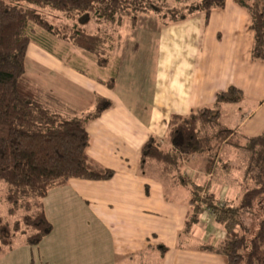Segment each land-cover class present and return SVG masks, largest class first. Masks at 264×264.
<instances>
[{
	"label": "trees",
	"instance_id": "trees-1",
	"mask_svg": "<svg viewBox=\"0 0 264 264\" xmlns=\"http://www.w3.org/2000/svg\"><path fill=\"white\" fill-rule=\"evenodd\" d=\"M226 1L0 0V201L8 206V217L18 218L11 222L0 216V255L13 246L17 236H24L30 246H38L53 232L43 202L52 189L66 186L72 179L108 181L115 176L113 170L100 167L88 155L87 125L110 109L111 103L98 97L95 111L82 119L55 114L47 105L46 94L27 76L34 29L96 57L100 56L101 37L77 23L73 29L59 26L52 19L54 13L73 21L95 19L113 24L125 18L136 21L140 14L160 15L164 8L177 4L180 11L168 15L172 22H178L199 12L209 18L213 11L224 9ZM235 2L251 17L253 59L264 61V0ZM36 43L46 48L42 42ZM241 96V91L230 89L217 96L216 109L173 118L166 142L152 138L143 148L141 167L189 188L186 233L192 232L205 213H213L225 238L218 246H206L207 251L226 257L228 264H264V133L247 137L220 125L218 107L236 103ZM224 145L242 156V195L237 202H221L211 192L210 183L196 185L184 174L194 159L204 160L206 174L217 175L229 168L218 163ZM255 208L259 216L254 231L245 215Z\"/></svg>",
	"mask_w": 264,
	"mask_h": 264
},
{
	"label": "crops",
	"instance_id": "crops-1",
	"mask_svg": "<svg viewBox=\"0 0 264 264\" xmlns=\"http://www.w3.org/2000/svg\"><path fill=\"white\" fill-rule=\"evenodd\" d=\"M191 18L196 19L197 22L194 30L183 35V39H191L186 49L187 54L183 56L175 54V46L170 48L171 43L168 47L159 49L156 66L152 68L155 69L153 76L156 78L155 98L153 102H149L152 105L142 111L143 116L138 114L140 110L138 107L141 106L139 103L143 102L133 89L121 88L123 97L117 96V73L116 81L106 80L103 77L93 80L89 78L91 91L86 92L88 94L83 97L84 100L80 99L77 105H73L77 92L71 87L67 88L65 84L64 86L60 84L62 88L58 94L51 86L58 88L59 84L52 80L57 78L56 73L62 74L63 76H60L66 81L67 79L75 81L78 76L88 79L86 75L88 73L74 64L69 67L68 60L61 55L60 58L50 53L47 47L44 48L35 42L30 46L33 48L37 44L41 48V51L35 53L32 63L39 68L38 71L45 70L44 79L30 81L46 94L47 105L55 114L67 119H82L95 111L98 97L105 98L111 103L110 109L87 125L90 135L88 155L100 167L113 170L115 176L108 181L72 179L66 186L52 189L50 192L71 188L80 196L104 207L103 213H106L105 209L124 210L127 213L132 210L137 213L138 223L125 224L122 240L118 242L117 238L114 239L116 241L113 246L114 264H228L226 257L205 249L206 246H218L225 238L222 227L209 213L202 216L200 223L192 232L186 233L191 198L189 188L174 182L166 185L154 171L146 172L141 167L143 148L152 138L166 142L173 118L188 117L204 109H216L217 96L230 89L241 91L242 97L246 96L245 90H252V98L249 100L257 105L254 109H250L241 123L233 125V127L237 126V131H234L238 133V130H244L243 135L247 137H258L264 133V74L260 73L264 71V64L253 59L255 34L251 29L252 21L248 11L240 7L235 0H227L225 8L213 11L209 18L199 12L186 20L172 23H186ZM165 35H169L171 39L174 34ZM79 54L83 55L84 59H86L84 56H88L83 51ZM120 61L121 58L115 60V69L119 71L123 68L121 63L118 65ZM245 61L253 71V75L245 76L246 78H244ZM93 65L99 69L108 67H101L98 62ZM256 70L257 74L254 73ZM58 74L57 76L60 77ZM43 83L46 86H43ZM100 90L107 92L100 94L98 93ZM85 102L87 107L81 108ZM242 102L240 99L236 103H226L218 107L222 127L231 129L227 123L223 124L224 112ZM91 105L93 107L90 109ZM256 112L263 114L254 121ZM226 147L230 146L224 145L218 160L221 167L233 165L232 160L227 164L222 162L221 156ZM235 151L238 153L236 149ZM204 167V160L194 159L186 167L184 174L196 185L210 183L211 192L215 194L217 192L214 190L218 185L221 186V193H225L231 184L237 185L242 182L237 178L238 170L231 171L232 167L219 170L217 175L206 174ZM181 189L184 190V202L181 208L176 207L173 210L177 214L176 225L170 228V225L165 226L164 222L160 225L158 221L157 225L145 223L148 220L153 222L154 219L158 220L163 216L161 211L172 204L170 202L177 196L175 193L181 192ZM134 191L138 203L132 201ZM161 207L163 208L160 209ZM211 222L213 225L210 224ZM200 224L203 228L197 227ZM205 226L209 228L206 234L204 233L208 235V239L198 240L201 243H197V239L194 238L195 231L205 230ZM216 233H219L220 237L213 239ZM117 248H119L118 252Z\"/></svg>",
	"mask_w": 264,
	"mask_h": 264
},
{
	"label": "rangeland",
	"instance_id": "rangeland-1",
	"mask_svg": "<svg viewBox=\"0 0 264 264\" xmlns=\"http://www.w3.org/2000/svg\"><path fill=\"white\" fill-rule=\"evenodd\" d=\"M179 8L177 4H171L170 8H164L160 15L151 13L140 14L137 15L136 21H133L132 18H125L122 21L117 20V22L113 24L98 22L95 19L73 21L71 19H66L63 15L54 13L55 17L52 19L56 21L59 26H68L73 29L75 28L74 23H77L88 33L100 36L102 44L99 51L100 56L94 57L88 55L84 56L86 58L84 59L83 55L79 54L81 50H76L71 43L49 35L46 36L41 33L39 29L35 28L34 31L36 33H33L34 35L32 34L35 43L37 41L42 42L48 50L51 51L50 53L58 57L61 55L65 60H68L69 62L67 65H69V67L71 64H74L75 66H80L81 69L88 73L86 74L88 79H84L83 76H78L80 78L77 77L75 81H71V79H67L66 81L62 79V74L56 73L55 76L57 78H54L52 82L57 81L59 85L57 86L58 88L54 86H51V88L59 94V90L62 88L61 85L64 86L63 84H65L67 88L71 87L73 91L78 94L74 101L76 104L73 102V105H77L80 99L87 96L88 93L86 92L91 91L92 85L89 83V78L93 80L94 78L103 77L106 80H110L115 79V74L117 73V96L119 98L123 97L120 92L121 88L133 89L134 92L138 94V98L143 102L139 103L141 106L138 107V109H140L138 110V114L143 116L142 113L144 112L142 111L146 107H149V105H152V103L149 102H153L155 98L154 89L156 78L153 76L155 69L152 68L156 66L159 49L161 50L164 46L168 47L169 43H171L170 48L175 46V54L179 56L187 54L186 49H188V44L191 42V39H183V35L195 29L197 20L191 18L186 23H172L168 14L180 11ZM169 9L172 12H169ZM165 15H168V17ZM68 27L66 28V32L71 34L72 32H69ZM169 33L174 34L173 38L170 39L169 35H165ZM31 48L32 47H30L28 53L27 76L31 81L35 82L39 78L44 79L45 70L41 69L38 71L39 68H36L34 63H32L35 53L39 52V50L41 51V48L37 46V44L32 48V52ZM120 58L121 61L118 62V65L121 63V67L123 68L119 71V69H115V60H119ZM97 62L101 67H108L99 69L93 65ZM259 63L264 64V61L259 60ZM251 70L252 67L245 61L244 78L253 75V71ZM254 73L257 74V70ZM260 73L264 74V71ZM57 74L61 76L58 77ZM42 85L46 86L45 83ZM251 91L252 90H245L246 96H241L243 102L236 105V107H231V111L228 110L224 112L223 124L227 123V126L230 127L231 130L237 131V126L233 127V125H235V123L236 125L241 123V121L247 117L250 109L257 107L255 103L249 100L252 98ZM105 92L107 91H98L100 94ZM86 103L87 102H85L81 108H86ZM142 106L144 108H142ZM92 107L91 105L90 109ZM263 112H256L253 120L257 121ZM96 130L99 131L98 128H96ZM238 133L243 135L245 131L238 130ZM221 159L222 162L226 164L228 161L232 160L233 165L229 168L232 167L231 171L238 170L237 178L238 180H243V171L239 169L242 164V156L239 152L237 153L235 149L231 147H226L224 148ZM154 173L158 176L161 175L159 172ZM233 178L235 179L234 176ZM160 180L166 185L171 184V181L162 177ZM240 183L237 185L231 184L225 193H221L222 190L219 185L217 188L215 187L214 191L217 192L216 194L221 202H237L242 195ZM175 194L177 196L175 195L176 197L170 202L172 204L161 211L163 216H160L158 220L154 219L153 222L148 220L145 223L157 225L158 221L160 225L161 222H164L165 226L170 225V228L176 225L178 219L176 217L177 214L173 212V210H175L176 207L181 208L184 202V190L181 189V192H176ZM136 197L137 194L136 191H134L132 201L138 203ZM43 202L46 216L53 225V232L38 246H30L27 244L24 236H17L13 246L0 255V264H114L115 250L113 246L115 245L116 238L118 242L122 240V231L126 229L124 227L125 224L138 223L137 213H135V211L131 210V212L127 213L124 210L116 211L115 209H105L106 213H103L104 210H102V208L104 207L99 206L89 198L80 196L71 188L65 191L58 190L49 192L47 198ZM209 214L213 218V213L210 212ZM0 216L6 217L11 222L18 219H11L8 217V206L2 199L0 201ZM258 216L259 210L257 208L254 209L253 213L245 215L247 225L254 231L258 224ZM138 219L140 221V218ZM210 224L213 225L212 222ZM197 227L203 228L201 224ZM205 228L206 229L202 231H195L194 235L196 236H193L197 239V243H201L199 241L202 239H208V235L205 234L209 228L208 226H205ZM218 236L219 233H216L213 239H217ZM118 249L119 248H117V252Z\"/></svg>",
	"mask_w": 264,
	"mask_h": 264
}]
</instances>
